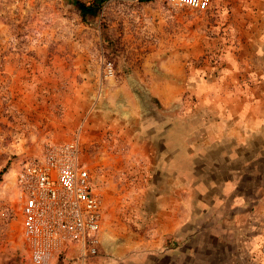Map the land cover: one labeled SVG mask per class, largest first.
Segmentation results:
<instances>
[{"label": "rangeland", "instance_id": "rangeland-1", "mask_svg": "<svg viewBox=\"0 0 264 264\" xmlns=\"http://www.w3.org/2000/svg\"><path fill=\"white\" fill-rule=\"evenodd\" d=\"M257 8L102 0L83 18L74 0H0V187L77 137L100 200L96 251L49 264H144L142 238L173 214L153 264H264V38L245 29ZM45 126L40 147L19 140ZM15 176L0 188V264H31Z\"/></svg>", "mask_w": 264, "mask_h": 264}, {"label": "built area", "instance_id": "built-area-1", "mask_svg": "<svg viewBox=\"0 0 264 264\" xmlns=\"http://www.w3.org/2000/svg\"><path fill=\"white\" fill-rule=\"evenodd\" d=\"M167 1L203 11L212 0ZM80 152L77 137L50 142L38 157L25 161L16 175L21 234L31 264H49L69 243H77L82 255L96 251L101 229L100 200Z\"/></svg>", "mask_w": 264, "mask_h": 264}, {"label": "crops", "instance_id": "crops-1", "mask_svg": "<svg viewBox=\"0 0 264 264\" xmlns=\"http://www.w3.org/2000/svg\"><path fill=\"white\" fill-rule=\"evenodd\" d=\"M254 2L258 3V11L256 12V20H258V18L260 19L259 23H250L249 25H247L246 29V33L247 34H258V37H260L261 39L264 38V0H253ZM255 7V6H253ZM53 130L51 128V126H45L44 129L42 128H29L27 130H23L22 133H20V136H22L19 140L20 141H25L24 144H27V146L29 147H40L41 142L44 141L46 139V135L48 133H52ZM19 135V133H18ZM22 144V142H21ZM33 151L28 150L26 151V154H30ZM181 220L176 217L175 219V215L173 214V218L170 221V223H166L163 224L162 222L156 220V228H155V232L151 235H148L146 237L142 238V245L144 248H148V253L146 252L144 255V257L146 258L144 260V264H153L152 260L157 258V255H161V250H162V246L164 243V237L166 234L174 232L179 225L181 224ZM78 244L77 243H69L67 244L63 251L60 253H64L68 250H78ZM156 249V250H155ZM160 249V250H159ZM59 253V254H60ZM58 254H55L54 256H56ZM53 256V257H54ZM52 257V258H53ZM143 264V262H142Z\"/></svg>", "mask_w": 264, "mask_h": 264}, {"label": "trees", "instance_id": "trees-1", "mask_svg": "<svg viewBox=\"0 0 264 264\" xmlns=\"http://www.w3.org/2000/svg\"><path fill=\"white\" fill-rule=\"evenodd\" d=\"M100 1L102 0H88V1L74 0V3L76 4L80 15L83 18H85V17H93L97 13L100 5ZM140 1H146V0H140Z\"/></svg>", "mask_w": 264, "mask_h": 264}, {"label": "bare ground", "instance_id": "bare-ground-1", "mask_svg": "<svg viewBox=\"0 0 264 264\" xmlns=\"http://www.w3.org/2000/svg\"><path fill=\"white\" fill-rule=\"evenodd\" d=\"M15 174H16V171L14 169H11L6 174L5 180L3 181V183L1 184V187H0L2 190H4L6 188V186H7L8 183L11 184V185L14 184V176H15Z\"/></svg>", "mask_w": 264, "mask_h": 264}]
</instances>
